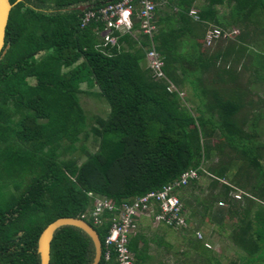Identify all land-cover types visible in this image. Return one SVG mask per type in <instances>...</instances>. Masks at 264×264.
<instances>
[{
    "label": "trees",
    "instance_id": "1",
    "mask_svg": "<svg viewBox=\"0 0 264 264\" xmlns=\"http://www.w3.org/2000/svg\"><path fill=\"white\" fill-rule=\"evenodd\" d=\"M9 1L17 2L0 55V262L39 264L37 239L49 222L88 214L98 197L119 207L195 169L197 178L177 189L186 223L227 235L241 250L230 264H264V101L252 96L264 84V0H154L163 79L146 65L150 39L136 32L139 19L113 31L114 45H103L102 22L80 26L78 6L117 0ZM213 27L236 32L207 44ZM169 82L189 86L190 98ZM83 93L107 103L105 116L85 111ZM199 176L211 178L203 198L192 193ZM103 217L100 225L84 217L102 243L112 213ZM195 240L194 264H224ZM128 246L141 259L147 242L134 233ZM93 256L81 229H56L49 264ZM98 264H116L115 254Z\"/></svg>",
    "mask_w": 264,
    "mask_h": 264
},
{
    "label": "built area",
    "instance_id": "2",
    "mask_svg": "<svg viewBox=\"0 0 264 264\" xmlns=\"http://www.w3.org/2000/svg\"><path fill=\"white\" fill-rule=\"evenodd\" d=\"M133 0H117L109 2L97 8L87 7L80 15V26L83 27L91 21H98L104 24L100 35L103 39V45L116 43V36L113 31H130L133 20H140V29L142 33L149 36L150 47L146 50L145 61L147 67L152 71L157 79L165 78L163 59L160 53L155 49L152 38L157 30L155 22V9L157 3L154 0H138L137 5ZM195 9L190 13L195 14ZM236 30L221 32L220 29L213 27L206 32V42L211 43L214 38L229 36ZM168 90H177L176 86L169 82ZM195 169L184 171L173 183L163 186L159 190H151L142 196L136 197L132 202L122 203L119 207L115 206L113 201L98 197L95 199L94 206L88 214L81 218H91L93 225H100L105 218V212H111V226L101 242L103 261L108 262L115 254L116 264H134L133 252L129 249V239L137 231V222L141 217H148L155 225H165L174 229L185 227L186 215L183 203L180 200L177 189L187 184L191 179L197 178ZM101 261V259H100Z\"/></svg>",
    "mask_w": 264,
    "mask_h": 264
},
{
    "label": "rangeland",
    "instance_id": "3",
    "mask_svg": "<svg viewBox=\"0 0 264 264\" xmlns=\"http://www.w3.org/2000/svg\"><path fill=\"white\" fill-rule=\"evenodd\" d=\"M217 41V40H216ZM215 42V41H214ZM218 44V43H217ZM243 75L245 77L244 81H246L247 78H249V73L250 71L248 70H244L242 71ZM242 75V74H241ZM243 79V78H242ZM182 97L186 98L189 97L191 95V90L189 88V86H185L182 88ZM252 96L254 99H258V97L261 98L262 101H264V84L262 85H256L254 86L253 92H252ZM82 97V105L83 108L85 109V111L90 114V115H100V116H105L107 109L109 108L107 103L102 99H99L97 97H94L93 95H89L86 93L81 94ZM262 101L260 102L262 104ZM185 105H187L190 108H193V103L190 101H184ZM264 137V135H263ZM91 135L89 136V138H87L85 140V144L87 145V147L89 149H93L94 146L91 142ZM83 158V156H82ZM209 177L206 176H199L198 177V183L200 185V189L196 190L194 192H192L194 195H196L199 198H203L205 197V195H208V185L210 182ZM186 194V193H185ZM184 194V189H182V191H180L179 195L180 197H185L186 195ZM240 191H235L232 193V195L234 197H240ZM183 202V201H182ZM185 211V215L188 216L189 211L188 209H184ZM233 221V220H232ZM152 223V222H151ZM153 225H155L154 223H152ZM159 226V225H156ZM197 224H194V222H190L186 225V227L184 228H179L176 229L178 230L177 232H175V235L181 237V233L182 235H184L187 240V237H191L192 239L196 238L200 239L201 241H204V243H206V245H208L209 249L211 251H214V253H216L221 261L224 264H230L229 261L230 260H237V256L239 254H241V250L236 248L228 239H227V235L225 236V234H219L217 230H215V226L212 225L211 223H207L202 225L199 228H196ZM164 227L159 226L158 228H154V226H152L150 229L155 230V229H163ZM195 231L193 233V231ZM156 231V230H155ZM153 233H151L150 235H152ZM193 257L195 256L194 254L192 255Z\"/></svg>",
    "mask_w": 264,
    "mask_h": 264
},
{
    "label": "crops",
    "instance_id": "4",
    "mask_svg": "<svg viewBox=\"0 0 264 264\" xmlns=\"http://www.w3.org/2000/svg\"><path fill=\"white\" fill-rule=\"evenodd\" d=\"M157 6L161 3L156 2ZM200 1L196 2L199 5ZM196 8V7H195ZM193 8V9H195ZM152 221L148 218L141 217L139 219V224L137 231L135 233H140L145 237L147 246L146 250L142 253L141 259L134 260V264H194L193 260V243H197L196 236L195 239L191 237H186L182 235L181 237L175 235L178 230L170 228L164 225H159L164 227L163 229H150L152 226L158 228L159 226L153 225ZM192 223V222H191ZM194 224H196L194 222ZM153 233L152 235H150ZM198 239V238H197ZM200 240V239H199ZM200 244L204 241H198ZM139 245L143 246L140 242ZM214 253V251H212ZM216 254V253H215Z\"/></svg>",
    "mask_w": 264,
    "mask_h": 264
},
{
    "label": "water",
    "instance_id": "5",
    "mask_svg": "<svg viewBox=\"0 0 264 264\" xmlns=\"http://www.w3.org/2000/svg\"><path fill=\"white\" fill-rule=\"evenodd\" d=\"M17 1L11 3L9 0H0V55L5 52L4 36L8 21L9 12ZM79 10L87 8V5L77 7ZM71 225L81 229L86 233L94 247V256L89 264H98L101 259L102 247L101 240L95 228L81 217L63 216L49 222L40 232L37 239V253L39 255V264H49L50 262V244L54 232L61 226ZM0 264H2L0 262Z\"/></svg>",
    "mask_w": 264,
    "mask_h": 264
}]
</instances>
